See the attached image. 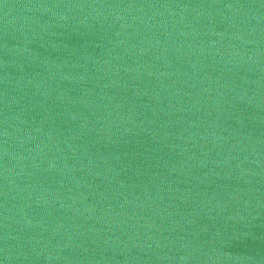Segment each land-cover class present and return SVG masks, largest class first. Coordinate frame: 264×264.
Returning a JSON list of instances; mask_svg holds the SVG:
<instances>
[{"label":"water","instance_id":"95a60500","mask_svg":"<svg viewBox=\"0 0 264 264\" xmlns=\"http://www.w3.org/2000/svg\"><path fill=\"white\" fill-rule=\"evenodd\" d=\"M0 264H264V0H0Z\"/></svg>","mask_w":264,"mask_h":264}]
</instances>
